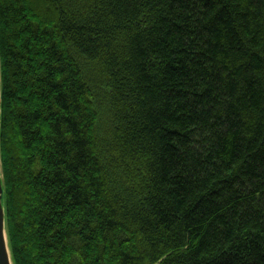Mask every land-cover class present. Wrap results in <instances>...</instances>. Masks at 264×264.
I'll list each match as a JSON object with an SVG mask.
<instances>
[{
    "label": "trees",
    "instance_id": "trees-1",
    "mask_svg": "<svg viewBox=\"0 0 264 264\" xmlns=\"http://www.w3.org/2000/svg\"><path fill=\"white\" fill-rule=\"evenodd\" d=\"M13 264H264V0H0Z\"/></svg>",
    "mask_w": 264,
    "mask_h": 264
},
{
    "label": "water",
    "instance_id": "water-1",
    "mask_svg": "<svg viewBox=\"0 0 264 264\" xmlns=\"http://www.w3.org/2000/svg\"><path fill=\"white\" fill-rule=\"evenodd\" d=\"M0 81H1V77H0ZM0 95H1V88H0ZM0 108H1V99H0ZM0 115H1V110H0ZM2 193H3V186H2V176L0 173V264H12L10 252L8 250V241L6 239Z\"/></svg>",
    "mask_w": 264,
    "mask_h": 264
},
{
    "label": "rangeland",
    "instance_id": "rangeland-1",
    "mask_svg": "<svg viewBox=\"0 0 264 264\" xmlns=\"http://www.w3.org/2000/svg\"><path fill=\"white\" fill-rule=\"evenodd\" d=\"M11 263H12V261H11ZM13 264V263H12Z\"/></svg>",
    "mask_w": 264,
    "mask_h": 264
}]
</instances>
